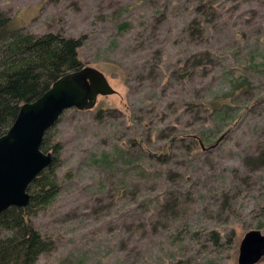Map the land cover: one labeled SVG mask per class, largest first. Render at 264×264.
I'll use <instances>...</instances> for the list:
<instances>
[{
	"label": "rangeland",
	"instance_id": "374dc122",
	"mask_svg": "<svg viewBox=\"0 0 264 264\" xmlns=\"http://www.w3.org/2000/svg\"><path fill=\"white\" fill-rule=\"evenodd\" d=\"M0 14L77 40L76 70L109 89L45 134L56 192L28 216L51 245L36 264H237L244 234H264V0H0Z\"/></svg>",
	"mask_w": 264,
	"mask_h": 264
},
{
	"label": "trees",
	"instance_id": "16d2710c",
	"mask_svg": "<svg viewBox=\"0 0 264 264\" xmlns=\"http://www.w3.org/2000/svg\"><path fill=\"white\" fill-rule=\"evenodd\" d=\"M8 23L0 14V135L13 121L20 102L34 99L49 81L81 65L75 51L77 40L49 32L35 35ZM47 131L40 150L52 149L53 155L56 144H48ZM52 168L51 164L43 168L29 183L25 206H9L0 212V264H36L38 255L50 250V243L31 226L28 216L33 207L54 196Z\"/></svg>",
	"mask_w": 264,
	"mask_h": 264
},
{
	"label": "water",
	"instance_id": "95a60500",
	"mask_svg": "<svg viewBox=\"0 0 264 264\" xmlns=\"http://www.w3.org/2000/svg\"><path fill=\"white\" fill-rule=\"evenodd\" d=\"M109 93L103 77L92 68L64 73L34 100L22 103L0 135V212L28 203L27 187L51 163L40 150L44 132L66 108H89L98 94ZM264 255V234L247 231L238 246L237 264H253Z\"/></svg>",
	"mask_w": 264,
	"mask_h": 264
}]
</instances>
